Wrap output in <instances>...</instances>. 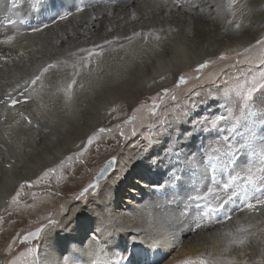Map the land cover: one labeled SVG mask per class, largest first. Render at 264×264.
Returning <instances> with one entry per match:
<instances>
[{
  "label": "bare ground",
  "instance_id": "obj_1",
  "mask_svg": "<svg viewBox=\"0 0 264 264\" xmlns=\"http://www.w3.org/2000/svg\"><path fill=\"white\" fill-rule=\"evenodd\" d=\"M60 1H64V4L53 10L51 7L55 0H17V7L14 9L11 1L10 3L9 0H0V38L5 44L0 53V101L11 103L9 97L18 101L12 106L14 108H11V105L8 108L4 103H0V169L6 174L5 178H1L0 183L2 184L0 210L13 198L12 194L14 197L18 195L17 191H25L28 196L34 198L39 196L38 202L22 199L19 204H13L12 209L9 210L19 214L1 220L0 251H2V231L10 227L11 222L22 218L30 221L46 218L49 213L58 209L54 206L56 200L51 196L54 190H58L64 192V195L62 199L58 198L57 203L67 206L62 209L63 212L59 210L61 208L59 206L57 213L50 215V220H54L55 224H49L42 234L41 239L44 237L42 242L49 243L50 249L48 248L49 254L43 257L46 259L42 260L41 264H75L69 257L71 255L75 257L79 255L83 261H88L85 264L96 260L97 255L99 260L106 255L107 259L116 258L117 253L110 256L114 251L104 250V246L99 249L96 241L92 239L88 241L89 248H85L84 245L78 247L69 244L70 240L65 239L67 233L59 234L62 236L60 239L56 233L68 232L66 230L72 227L70 221L80 212L65 203L68 199L67 193L84 185L81 182L87 181L92 172L96 171L94 162L98 164L103 162L110 153L115 155L117 153L116 156L122 153L128 154L126 155L128 158L119 159L118 171L126 172V177L133 171L139 176L140 173L142 174V169H147L149 180L160 181L162 176L164 178L163 190L159 196L156 195L149 202L144 201L129 214L121 211L114 220L115 225L121 229L120 240L122 239L124 247L134 245L138 250L134 264H153L150 260L152 255L148 250H146L148 259L140 258L141 246L158 249L164 254L177 244L183 246L182 250L180 249L181 258L177 260L178 264H184L185 261L196 264L197 260L205 264H228L229 260L236 264H261V261H264V212L247 210L246 204L249 201L244 200L241 195H232L235 181L230 180L229 187L223 189L222 185L216 184L214 177H211L212 180L205 177L203 180H208L205 183L202 179H198L199 177L195 179L188 175L187 172L190 173L194 168L190 159L194 157L193 151L196 150L194 143L197 140L195 142L187 138L182 140L180 144L183 149L178 154L181 163L175 165L162 151L167 146L164 142H158V147L148 153L145 151L146 147L144 148L146 144L138 147V143L135 142L124 141L125 147L115 149L117 140L122 143L125 136H130L131 133L118 130L107 134L110 135L108 138L105 134H91L95 128L109 126L119 119L121 114L113 113L108 109L110 104L120 97L132 98L138 94L148 95L168 88L183 72L204 63L209 57L231 48L256 45L255 43L264 36L262 25H252V23L246 27L239 18H234L235 14L231 7L228 8V13L212 15L214 10L211 0H134L135 2L131 4H123L115 0ZM227 1L231 2L225 0ZM179 6L185 9V13L179 14ZM47 9L51 11H46L47 17L43 19L42 13ZM25 20L33 26L25 23ZM8 36H13L14 39L6 42ZM168 39L171 43L165 45ZM105 40L112 43L105 44ZM94 45L101 46L96 49L100 54L93 55L90 62L81 63V58L86 56L87 52L82 53L80 49H90ZM257 52L259 50L255 48L254 53ZM72 53L76 55L73 56ZM53 63H56L57 67L49 69L44 73L41 81L32 85L31 79L39 75L44 67ZM73 79L76 84L69 98L65 89ZM219 103L218 101L211 105ZM89 108L93 112L89 114L88 123L82 125L79 123L83 119L82 111ZM18 110L19 114L23 111L30 112L38 127L35 128L33 123L29 124L20 118L17 114ZM139 117L144 118V115ZM86 139L88 144L84 150V147H80L86 143ZM90 139L91 143H89ZM144 141L150 144L151 148V142L147 139ZM70 145L73 148L72 152L68 149ZM152 151L153 155L150 154ZM67 154H69L68 158H66ZM78 154L83 155H80L82 158L87 156V159L84 158L86 165L88 168L91 167L88 176L86 167L80 164L85 161L75 160ZM152 156H155V162L152 161ZM63 157L65 160L60 161ZM197 158L198 156L195 157ZM69 161L71 164L68 166L66 162ZM208 162L207 157L201 160V164ZM7 163H10V167ZM251 163V159L247 156L238 161V164L245 166ZM60 166L61 171L55 174L56 176L45 174L47 169ZM68 167H72L73 170L70 171ZM112 167L113 161H109L103 170L108 168L107 173H109ZM211 167L205 169L209 170ZM40 170L42 174L37 177ZM232 172L227 169L224 174L227 176ZM23 173L30 174L29 177L35 186L40 185L41 175L43 178L47 177L50 181V186H47L49 189L38 191L40 189L37 187L31 188V191L33 189L38 191H32L31 194L26 183L18 185ZM69 177H73L75 182L71 184ZM76 178L80 181L78 182ZM258 181L264 185V173L259 172ZM111 184L112 179L107 186ZM123 184L124 181H121L118 187H122ZM107 191L110 194L113 189L108 190L105 184L101 194ZM205 194H209L208 199L212 207L224 204L222 209L213 212L215 215L212 213L205 215L206 209L197 211L192 206V202L197 200V197H203ZM259 194H262L259 198L264 197V188L260 189ZM94 200L101 206L100 210L99 206L98 209L96 206L93 208L96 213L94 214L99 219H103L105 213L102 215L101 211L105 203L99 199ZM107 200L111 204L114 202L111 198ZM252 202L254 203L255 200ZM201 203L207 204L205 201ZM146 205L152 210L151 219H148L149 212L145 209ZM66 210L71 213V218L61 217ZM226 217L231 219L227 220ZM197 222L201 224L198 229ZM240 226L247 229L244 233L247 235L246 243L242 246L229 245L228 240L231 237L226 234L229 232L236 234V229ZM86 228L88 225L81 227L77 234L79 235ZM100 233L106 238L110 236L109 239L113 242L117 241L119 235L118 231L108 227H104ZM83 234L84 231L78 236L79 242ZM113 235L115 238L111 239ZM68 246L73 247L65 252L67 259L64 262L60 251L64 252ZM226 247L228 250L224 251Z\"/></svg>",
  "mask_w": 264,
  "mask_h": 264
},
{
  "label": "rangeland",
  "instance_id": "obj_2",
  "mask_svg": "<svg viewBox=\"0 0 264 264\" xmlns=\"http://www.w3.org/2000/svg\"><path fill=\"white\" fill-rule=\"evenodd\" d=\"M10 1L13 2V0H9V2ZM115 1H119L123 4H131L136 0H131L132 2L130 0ZM211 1H213L212 9L214 10V12H212V15L217 13H228V8L231 7V10L235 14L234 18H239L241 22H244L246 27L253 23L252 25H262V28H264V0H231V2H225V0ZM63 4L64 1L55 0V3L52 4L53 7H51V9L55 10L57 7ZM178 8L180 9L178 11L179 14L185 13V9L182 6H179ZM46 11L51 10L47 9L44 11V13H42L43 19L47 17V15H45ZM25 23H27L26 20ZM261 39H264V36L259 40ZM170 43V39L165 41V45H169ZM0 44H2L0 45L2 49L0 50L1 53L3 51L2 47L5 46L4 41L1 38ZM255 44L256 45L247 46V48H243L242 46L235 49L231 48L230 50L222 52L221 54L209 57L204 62L207 65L205 68H200L199 65H196L195 67L191 68L190 71L187 70V72H183L181 76L185 78L186 82L184 84H180V76L177 81L172 83L171 86L165 88L167 89V91H165V89H160L148 95L147 93H144L142 95L138 94L132 96V98L130 96L124 98L120 97L119 99H117V101L111 103L110 108L108 109V111L110 110L113 113L121 114V116H119V119L110 123L109 126L104 125L95 128L94 132L91 135H93L94 133L105 134V136H107L106 138H108L110 135L107 134H109L110 132H116L118 130H120L121 132L125 131L128 134L131 133V135H126L122 140V143H119V139L116 138L118 140L116 142L115 149H122L123 147H125V142H135L138 143V147L146 144L144 148L146 147L145 151H148V153L150 152V150H154L158 147V142H164L167 146H165L162 151L164 152V154H166V157L170 160V162H174L175 165L176 163L178 165L181 163L178 160V154H180V150L182 151L183 149V146L180 144L182 140L186 138L192 139L194 140V142L197 140L194 143L196 147V150L193 151L194 157L190 159L191 163L194 164V168L191 169L190 173L187 172L188 175L190 174L192 178L199 177L198 179H202V182L205 183L208 182V180H203L205 177H208L211 180L213 179L211 177H214L216 178V184L222 185L221 188L223 189L225 183H228L229 185L231 180V178H229L230 176H239L240 179H238L237 181L235 180L236 184L234 183L233 185L232 193L235 192L236 196L241 195L244 197L245 195L246 197H244L243 199L252 202L254 200L253 198H259L260 196H262V194H259V191L261 188H264V185H261L258 181L259 172L255 173L256 182L253 183L254 185L244 184L246 171L243 172L249 166L254 167V170L257 166L260 168L264 167V162H262L261 159L262 154H264V89H260L259 91L255 92L252 100L249 101L247 105H245L243 100V94L249 88H251L252 86L259 87L260 83H264V46L257 44V42ZM255 48H257L259 52L254 53ZM247 61L248 63H246ZM172 97H175V99H173ZM218 101L220 102L219 104L211 105L212 103H217ZM4 105L10 108L9 105H11V103L5 102ZM12 106L13 105H11V108H14ZM154 106L155 111L150 112L149 110ZM92 112L93 110L91 108L82 111L83 123L82 121L79 123H81L82 125L87 124ZM17 114H19V110ZM140 115H144V118L139 117ZM18 116L22 119H24V117H27L28 119L24 120H26L28 123L30 120L31 122L29 124L33 123L35 128L38 127V123L36 121H33L30 112L23 111ZM234 125L235 127H233ZM200 136H204V139H197ZM144 139H147L151 142V148L149 147L150 144L146 143ZM87 140L88 139H86V143H84L80 148L84 147V150H86V144H88ZM93 146L95 148V145ZM68 149L70 152L73 151L71 145ZM214 149H219L220 152L218 153L214 151ZM229 151L231 153L230 156H222L218 160H209L208 163L201 164V160L206 157L210 158L214 156H220V153H227ZM150 154L153 155V151ZM80 155L81 154L75 156V160L77 162L80 159L81 162L85 161V163L82 162L80 164L86 167V174L88 176L91 172V167L88 168V166L86 165L87 163L84 158L87 159V156H84V158H82L80 157ZM116 155L118 154L116 153ZM116 155L110 153L109 155H106L103 162H99V164L97 162H94V168L96 171L92 172V175L87 181L84 180L81 182V184L83 185L84 183V185L79 186V188L77 189L75 188L76 190L73 189L74 191L72 190L71 193H67L68 199H66L65 203L71 205V207L73 209H76L77 212H80L78 215L74 216V219L72 221H70L72 227H69L66 230L68 232L57 231L56 235H59L61 233V235H63L67 233L65 239L70 240L69 244L78 245V247L84 245L85 248H89L88 241L92 239L96 241L99 249H102L101 246H104V250L107 249L110 252L114 251V253L110 256H114L117 253L116 258L120 259L121 257H126V259L129 260V263L124 264H134V261L136 260L135 257H137L136 253L138 250L134 245H127L126 247H124L122 239L120 240L121 229L115 225L114 220L117 219L118 215L121 214V211L129 214L133 211L134 208H137L144 201L149 202L156 195L159 196L163 190L162 183L164 181V178L162 176V179L160 181L153 178V180H149L150 176L147 169H142V174L140 173L139 176L137 175L138 173L136 171H133L132 174L126 177V172L120 173L118 171V169L120 168V165L118 163L119 159H124L125 157L128 158V156H126L128 154L125 155L120 153L119 156ZM68 156L69 154L66 155V158H68ZM197 156L198 158L195 159V157ZM245 156L251 159L252 163L248 166H245V164H238V161H240V159L244 158ZM176 159L178 160V162H176ZM62 160H65V157L61 158L60 161ZM71 160L73 161L74 158H72ZM155 160V156H152V161L155 162ZM109 161H113L112 170L107 173V175H105V178L101 179L99 177V175L102 174L101 170ZM70 162L71 161L66 162V164L69 166L71 164ZM9 164L10 163H7V165ZM208 165L209 167L212 166V169H205L206 167H208ZM71 168L72 167H68L70 171L73 170ZM50 169L52 171H49ZM227 169H230L231 172H233L230 174L228 173V175L225 176L224 172ZM60 171L61 166L58 168H49L47 169V176H56ZM41 172L42 170L39 171L37 177ZM3 173V170L0 169V183L1 178L6 177V174ZM29 175L30 174L23 173V177L18 185L26 183L27 188L30 189L31 194H33L32 191L38 192L49 189L47 188V186H50V181L47 177H44V179L42 177L43 175H41V177H39V179L42 180L39 183L40 185L35 186L33 181H31ZM76 179L78 180V182L80 181L79 178ZM111 179L112 184L107 186L108 182ZM121 181H124V184L122 187H118ZM69 182L72 184L73 182H75V179L73 177H69ZM93 184H97L98 186L89 187V185ZM105 184L108 190L113 189L110 194L108 193V191L104 194H101V190L105 186ZM36 187L40 190L37 191L33 189L31 191V188ZM85 188L88 189L87 192H84ZM57 191L58 190H54V194H52L51 196L56 200V205L54 204V206H56L58 209L61 207L59 210L62 211V209H64L67 205L57 203V200L58 198H63L62 196L64 195V192L61 193ZM82 192H84L83 195H81ZM16 193L18 195H15L17 197L15 202L13 200L14 196L12 194L13 198L11 200H8L1 207L0 223L1 220H4L5 218H9L12 215L19 214L18 212L9 209H12L11 206L13 204H19V201H21L22 199H27L28 202H38L37 197L39 196H37L36 198L31 195L28 196V193H26L25 191H17ZM29 198H32L33 200H30ZM110 198L111 200H114L113 204L109 203V201L107 200ZM94 199H99V201L105 203L101 211L102 215L105 213L103 219H99V217L95 215L96 213L93 211V208H95V206L96 208L99 206V210L101 209V206L97 202H95ZM148 205H146L145 209L149 212L148 219H151V216L153 217V215L151 214L152 210ZM57 210L52 211L53 213H49L46 218H37L34 221L25 220L22 218L20 220L11 222V226L2 231L3 239L1 243L2 251H0V264H11L12 261H15V264H41L42 260L46 259L43 257H47V253L49 254V252H47L48 248L50 249L49 243H43L42 240L44 239V237L43 239H41V237L42 234H44V230L49 225L50 215L57 213ZM88 212H90L91 214H89ZM70 215L71 213H68V211L66 210V212L62 214L61 217L64 216L67 218L70 217ZM108 217L110 218L109 220ZM85 225H88V228L83 230V238L79 242L77 238L80 234L83 233V231H81L79 235L77 234V232L81 227ZM104 227H108L114 231L116 230L119 232L117 241H110V236H108V238L102 236V233H100V231ZM37 228L43 229L38 237L25 239V237H27L29 233L35 232ZM57 229L58 228H56V230ZM61 235H59V239L62 237ZM114 238L115 235H113L111 239ZM72 247L73 246H68L64 252L60 251L62 260H64V262L65 259H67L66 253L70 251ZM182 247V244L174 245L172 250H169L170 252L165 251V253L163 254L158 249L154 250L144 245L139 248L141 255L140 258L148 259V255L146 253V250H148L152 255V258L150 260L153 262V264H178L177 260L181 258L179 254L182 250ZM29 249H31L32 251L29 252ZM71 256L73 257V255ZM102 257V260H107L108 258L107 255ZM173 257L175 259H173ZM111 259L112 258H109L108 260ZM171 261H173L174 263ZM85 262L87 263L88 261H83V263H77L74 261L75 264H85ZM139 262H141V260H139ZM201 262V260H197L195 263L201 264ZM89 263L95 264L92 261H90Z\"/></svg>",
  "mask_w": 264,
  "mask_h": 264
},
{
  "label": "snow or ice",
  "instance_id": "obj_3",
  "mask_svg": "<svg viewBox=\"0 0 264 264\" xmlns=\"http://www.w3.org/2000/svg\"><path fill=\"white\" fill-rule=\"evenodd\" d=\"M17 7V0H13L12 2V9L16 8ZM78 11H81L82 9H77ZM11 11V10H10ZM64 17H61V19H63ZM133 18H135L133 16ZM8 23H12V21H8ZM237 27H239V25H237ZM32 31H39V29H32ZM14 39L13 36H8L7 37V41L6 42H10ZM105 44H111L112 41H109V40H105L104 41ZM257 44L261 45V46H264V39H261V40H258L257 41ZM98 47H101L99 45H94L92 48L90 49H80V52H87V55L82 57L81 58V63H84V62H90L91 60V57L93 55H99L100 53L99 52H96V49ZM247 51V50H246ZM73 56L76 55V53H72ZM223 58V57H222ZM207 65L205 63H201L199 65L200 68H205ZM57 67V64L56 63H53V64H49L48 66L44 67L40 74L39 75H36L34 76L32 79H31V84L32 85H36L38 81H41V78L43 77L44 73H47L49 71V69H52V68H56ZM73 67H75V65H73ZM186 81H185V78L183 76L180 77L179 79V83L180 84H184ZM27 83V81H26ZM76 84V81L73 79L70 83L67 84V87L65 89L66 91V94L69 98H71L72 96V88L73 86ZM260 89H264V83H260L259 84V87H256V86H252L251 88H249L244 94H243V100H244V103L245 105H247V103L249 101L252 100L253 98V95L255 92L259 91ZM165 91H167V89H165ZM173 99H175V97H172ZM10 99V102H11V105H15L18 101L15 100V99H11V97H9ZM0 103H4V101H0ZM150 112H154L155 111V106L149 110ZM24 119H28L27 117H24ZM31 121L29 120V123ZM235 127V125L233 126ZM89 143H91V139L89 140ZM214 151L216 152H220L219 149H214ZM230 151L227 152V153H220V156H214V157H210V160H218L219 158H221L222 156H230ZM262 162H264V154H262ZM51 171V169L49 170ZM256 172H262L264 173V167L262 168H256L255 171L253 169V167H248L247 170H246V173H245V179H244V184L245 185H249V184H253L256 180V175L255 173ZM47 175V173H45ZM240 179L239 176H232L231 177V180L232 181H235V180H238ZM98 185L97 184H93V185H89V187H97ZM229 187L228 184H225L224 185V188L227 189ZM88 189L85 188L84 189V192H87ZM84 192L81 193V195L84 194ZM210 194V193H209ZM209 194H205L203 197H197V199H204V200H207L208 199V195ZM232 195H236L235 192L232 193ZM17 197H14L13 200L15 202ZM218 199V198H217ZM229 199H231V197H229ZM255 200V202H248L246 204V209L247 210H252V211H256V210H260L262 212H264V197H261V198H253ZM206 212H205V215L208 214V212H214V211H218L220 209H222L224 207V204H217L215 207H212L211 204H207L206 206ZM227 220H230L231 217H226ZM49 224H55V221L54 220H50L49 221ZM201 227V224L199 222L196 223V228H200ZM249 227H251V225H249ZM43 231L42 228H37L35 232H31L28 234L27 237H25V239H31V238H34V237H38L40 235V233ZM247 232V229L243 226H240L236 229V234H233L232 232H229L227 233L226 235L228 237H231L229 240H228V244L229 245H244L246 243V240H247V235H244V233ZM227 247L224 249V251H227ZM32 250L29 249V252H31ZM11 264H15V261H12ZM184 264H191L190 261H185ZM201 264H205V262H201ZM228 264H236V262L234 261H231L229 260L228 261ZM261 264H264V261H261Z\"/></svg>",
  "mask_w": 264,
  "mask_h": 264
},
{
  "label": "water",
  "instance_id": "obj_4",
  "mask_svg": "<svg viewBox=\"0 0 264 264\" xmlns=\"http://www.w3.org/2000/svg\"><path fill=\"white\" fill-rule=\"evenodd\" d=\"M104 168H105V167H104ZM104 168H103V169H104ZM108 168H109V166H108ZM108 168L105 169V170L102 169V171L104 172V174H107Z\"/></svg>",
  "mask_w": 264,
  "mask_h": 264
}]
</instances>
